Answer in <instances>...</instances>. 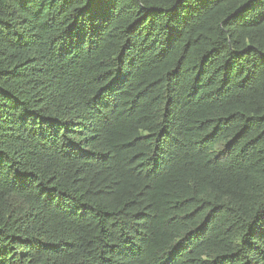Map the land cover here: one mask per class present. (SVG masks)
Listing matches in <instances>:
<instances>
[{
  "label": "trees",
  "instance_id": "16d2710c",
  "mask_svg": "<svg viewBox=\"0 0 264 264\" xmlns=\"http://www.w3.org/2000/svg\"><path fill=\"white\" fill-rule=\"evenodd\" d=\"M0 264H264V0H0Z\"/></svg>",
  "mask_w": 264,
  "mask_h": 264
}]
</instances>
